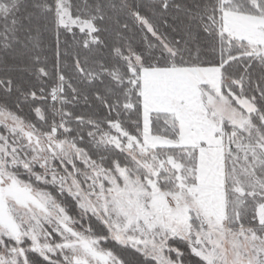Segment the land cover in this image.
Returning a JSON list of instances; mask_svg holds the SVG:
<instances>
[{"label": "snow or ice", "instance_id": "1", "mask_svg": "<svg viewBox=\"0 0 264 264\" xmlns=\"http://www.w3.org/2000/svg\"><path fill=\"white\" fill-rule=\"evenodd\" d=\"M0 264H264V0H0Z\"/></svg>", "mask_w": 264, "mask_h": 264}]
</instances>
